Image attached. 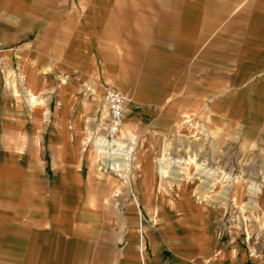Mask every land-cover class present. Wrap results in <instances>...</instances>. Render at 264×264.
Here are the masks:
<instances>
[{
  "label": "crops",
  "instance_id": "0c3cea01",
  "mask_svg": "<svg viewBox=\"0 0 264 264\" xmlns=\"http://www.w3.org/2000/svg\"><path fill=\"white\" fill-rule=\"evenodd\" d=\"M0 44V264L109 260L108 227L89 208L105 195L90 194L78 142L90 91L103 98L110 86L129 99L124 137L127 120L139 125L165 108L203 105L216 127L264 147V0H0ZM25 89L40 108L27 104ZM138 150L133 203L138 186L158 180L151 148ZM124 212L115 221L116 264L222 261L221 253L209 258L193 209L166 212L174 219L145 232L143 262L137 228H121L138 219Z\"/></svg>",
  "mask_w": 264,
  "mask_h": 264
},
{
  "label": "rangeland",
  "instance_id": "374dc122",
  "mask_svg": "<svg viewBox=\"0 0 264 264\" xmlns=\"http://www.w3.org/2000/svg\"><path fill=\"white\" fill-rule=\"evenodd\" d=\"M98 93L102 95L100 89ZM38 103L40 105H37ZM42 103L43 101L34 102L35 110L40 108ZM87 106V123L83 124V135L78 142L87 150L85 157L88 161L94 152V138L105 132L109 114L107 110V117L104 120L103 107H96L91 91ZM127 121L123 125L127 136L119 134V138L130 144L134 143L135 146V169L130 175H126L129 177L117 176L103 167L98 160L83 167L88 178L90 194L96 195L102 190L105 195L104 203H89L94 219L98 224L104 222L108 227L106 231L109 236L106 244L112 251H106L109 260L105 264H116L115 249L121 244L113 237L119 230L115 221L119 216H124L126 206L129 214L135 215L138 221L130 224L127 222L121 228L126 230L137 228L134 237L137 245L140 242L141 230L145 241V232L151 234L160 232L167 221L174 219L172 216L165 219L164 213L172 211L176 215L183 211L186 216H191L194 209L196 212L199 211L202 219L204 241L209 243L210 248L209 258L215 253H221L219 258L222 261L218 264H264V147H258L255 140L240 141V134L235 128L216 127L209 118L207 107L203 105L165 108L158 117L139 125L132 124L131 120ZM89 132L92 135L91 140L83 145L82 142ZM31 142L33 137L29 132L25 136V144L31 145ZM166 142L168 145L164 152L167 156L186 158L190 154H196L203 163L219 169L218 176L211 181L214 183L213 188L205 191L198 187L202 177L200 178L199 171L194 165L189 166L190 174L188 173L186 180L180 184L170 179L161 180L156 168L158 180L146 183L145 187L148 190H142L139 186L136 188L145 198L140 206L142 215H139L137 207L133 202H129L128 198L135 194L132 182L138 179L141 173L140 160L143 151L138 148L141 143L151 148V158L157 167V158L164 153L163 146ZM40 145H43L42 142ZM221 171L228 173L231 180H222ZM251 183L257 184L260 188L256 197V208L251 207L253 204L250 202ZM157 188L158 201L154 202L153 196ZM224 188H229L226 198H223L221 193ZM182 192L188 194L190 198L182 197ZM139 225H142L141 230ZM145 245L149 250V242ZM154 248L158 247L154 246L153 250ZM143 251L144 254V243ZM228 252L231 254L230 257Z\"/></svg>",
  "mask_w": 264,
  "mask_h": 264
},
{
  "label": "bare ground",
  "instance_id": "6f19581e",
  "mask_svg": "<svg viewBox=\"0 0 264 264\" xmlns=\"http://www.w3.org/2000/svg\"><path fill=\"white\" fill-rule=\"evenodd\" d=\"M24 92H25V97L27 98V104L30 107H32L33 103L37 101L36 96L33 93H31L28 89H25ZM91 93L95 98L96 107L97 108L103 107V119L106 120V117H107V109L106 108L107 107H106L105 103L103 102L102 95L100 93H98V90H96V89L93 90ZM104 114H106V115L104 116ZM104 120H103V123H104ZM123 120H124V118H123ZM122 124H123V122H122ZM122 124L117 127L118 132L120 131ZM91 136H92L91 132H89V135L85 138V140L82 142V144L83 145L87 144L91 140ZM114 141L117 145V149L119 152L118 159L120 162V164L118 165L119 169L114 170L115 171L114 173L117 176H126L128 173L129 167L131 166L132 160L136 159V157L134 155L135 154L134 143L130 144L129 142H126L125 139L119 138V136ZM102 142H103V138H102L101 134L97 135L94 138V141H93V151L94 152L90 155V158L88 160L89 164L94 163L97 160L101 161V163H105V161H104L105 157H103L102 151H101L102 150L101 149ZM167 145H168L167 142L164 143L163 152L166 150ZM168 150L169 149H167V152H168ZM190 165H194L196 170L199 171L200 178L202 177V179H200L201 183L198 185V187L205 189V191L209 190L210 188H213L212 186L214 185V183L211 181H212V179H215L218 176L219 169L203 163L202 161H200L197 158L196 154H190L186 158H175L172 156H167V154H165V152H164V153H162V155L159 158H157V167L156 168H157V171H158V174H159V177L161 180L170 179L171 181L179 182V184H180V182H184L186 180V177L188 176V173L190 171L189 170ZM221 172L223 173L221 175L222 180H225V181L231 180L230 179L231 177L228 173L223 172V171H221ZM126 177H129V176H126ZM190 178L191 177H189V179ZM179 184H176V186ZM249 190H250L251 197H252L250 202L253 203L251 207L256 208L257 207L256 197H257V193L260 192V188L257 184L251 183L249 186ZM228 192H229V188L222 189V191H221L222 197L226 198ZM144 199L145 198H144L143 193H141L139 197L134 199V203H135V206L137 207V212L139 215L141 214L140 205L143 203ZM138 227H139V230H141L142 225L141 226L139 225ZM140 234H141V237H140L139 248L141 249V257H142V261L144 262L145 255L143 254V230H141Z\"/></svg>",
  "mask_w": 264,
  "mask_h": 264
},
{
  "label": "built area",
  "instance_id": "2783aa9c",
  "mask_svg": "<svg viewBox=\"0 0 264 264\" xmlns=\"http://www.w3.org/2000/svg\"><path fill=\"white\" fill-rule=\"evenodd\" d=\"M5 65L4 48L0 44V71L3 70ZM103 102L105 103L108 110V122L105 132L101 133L103 138L101 151L105 163H102L103 167L109 169L112 172L119 169V152L115 139L118 138L119 132L117 127L123 122V118L127 113V107L129 105V99L124 96L119 90H116L110 86L105 88L103 94ZM135 159L132 160L131 166L129 167L127 175L135 169Z\"/></svg>",
  "mask_w": 264,
  "mask_h": 264
}]
</instances>
